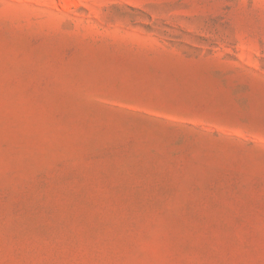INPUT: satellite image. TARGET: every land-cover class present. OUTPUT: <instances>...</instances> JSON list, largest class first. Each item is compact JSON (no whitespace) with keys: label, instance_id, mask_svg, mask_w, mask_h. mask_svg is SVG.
Masks as SVG:
<instances>
[{"label":"rangeland","instance_id":"rangeland-1","mask_svg":"<svg viewBox=\"0 0 264 264\" xmlns=\"http://www.w3.org/2000/svg\"><path fill=\"white\" fill-rule=\"evenodd\" d=\"M0 264H264V0H0Z\"/></svg>","mask_w":264,"mask_h":264}]
</instances>
